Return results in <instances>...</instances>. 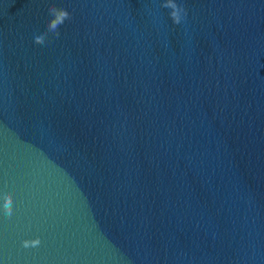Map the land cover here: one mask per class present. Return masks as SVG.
Returning <instances> with one entry per match:
<instances>
[{"label": "water", "instance_id": "95a60500", "mask_svg": "<svg viewBox=\"0 0 264 264\" xmlns=\"http://www.w3.org/2000/svg\"><path fill=\"white\" fill-rule=\"evenodd\" d=\"M176 2L0 0V264H264V0Z\"/></svg>", "mask_w": 264, "mask_h": 264}, {"label": "clouds", "instance_id": "9594fccd", "mask_svg": "<svg viewBox=\"0 0 264 264\" xmlns=\"http://www.w3.org/2000/svg\"><path fill=\"white\" fill-rule=\"evenodd\" d=\"M163 7L171 9L169 15L174 24H180L182 19H184L187 15V9L182 4H178L176 0H166ZM49 12L52 18L47 23L46 31H39L34 34V42L37 44H44L48 33H53L56 37H59V26L62 25L71 15L65 8H58L56 6H51L49 8ZM3 208L5 213L8 216H11L13 212V198L9 192H5L4 194ZM40 244L41 240L39 237L25 239L22 241V246L24 248H36Z\"/></svg>", "mask_w": 264, "mask_h": 264}]
</instances>
